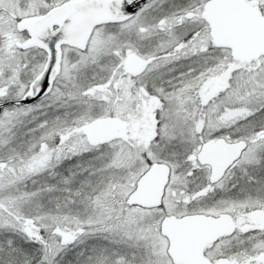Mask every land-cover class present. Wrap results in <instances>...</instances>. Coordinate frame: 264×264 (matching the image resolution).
Returning a JSON list of instances; mask_svg holds the SVG:
<instances>
[{"label": "snow or ice", "instance_id": "6c2138e0", "mask_svg": "<svg viewBox=\"0 0 264 264\" xmlns=\"http://www.w3.org/2000/svg\"><path fill=\"white\" fill-rule=\"evenodd\" d=\"M0 264H264V0H0Z\"/></svg>", "mask_w": 264, "mask_h": 264}]
</instances>
